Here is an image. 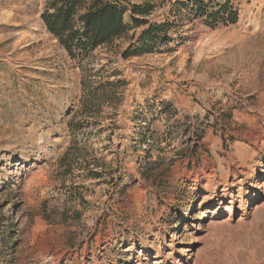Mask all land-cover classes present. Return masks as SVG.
<instances>
[{
  "label": "rangeland",
  "instance_id": "obj_1",
  "mask_svg": "<svg viewBox=\"0 0 264 264\" xmlns=\"http://www.w3.org/2000/svg\"><path fill=\"white\" fill-rule=\"evenodd\" d=\"M48 2L0 0V264H264V0L159 6L130 59L71 57Z\"/></svg>",
  "mask_w": 264,
  "mask_h": 264
},
{
  "label": "trees",
  "instance_id": "obj_2",
  "mask_svg": "<svg viewBox=\"0 0 264 264\" xmlns=\"http://www.w3.org/2000/svg\"><path fill=\"white\" fill-rule=\"evenodd\" d=\"M217 0H49L42 14L47 31L73 58L86 57L97 48L113 44L126 38L131 32L129 46L122 52L124 59L154 53L170 38L175 23H152L147 20L159 6L172 3L179 12L189 10L195 18H206L211 27L221 22L236 23L237 15L229 3L216 5ZM128 18V19H127ZM145 27L139 36L137 30ZM119 84V83H118ZM102 85L104 98H111L107 87Z\"/></svg>",
  "mask_w": 264,
  "mask_h": 264
},
{
  "label": "bare ground",
  "instance_id": "obj_3",
  "mask_svg": "<svg viewBox=\"0 0 264 264\" xmlns=\"http://www.w3.org/2000/svg\"><path fill=\"white\" fill-rule=\"evenodd\" d=\"M155 264H159V262H156Z\"/></svg>",
  "mask_w": 264,
  "mask_h": 264
}]
</instances>
